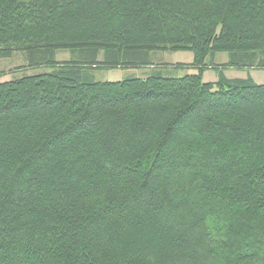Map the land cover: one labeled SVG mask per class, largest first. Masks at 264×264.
<instances>
[{
  "label": "trees",
  "instance_id": "trees-1",
  "mask_svg": "<svg viewBox=\"0 0 264 264\" xmlns=\"http://www.w3.org/2000/svg\"><path fill=\"white\" fill-rule=\"evenodd\" d=\"M16 54L46 72L0 83V264H264V85L224 73L264 71V0H0Z\"/></svg>",
  "mask_w": 264,
  "mask_h": 264
},
{
  "label": "rangeland",
  "instance_id": "rangeland-1",
  "mask_svg": "<svg viewBox=\"0 0 264 264\" xmlns=\"http://www.w3.org/2000/svg\"><path fill=\"white\" fill-rule=\"evenodd\" d=\"M72 52L70 51H59L56 54L57 62H65L72 60ZM227 53H221L215 56L214 59L210 58L207 62L214 64H225L228 60ZM153 63L156 65H176L179 63L187 64L188 62L193 61V54L191 52H177V53H168V52H158L153 54ZM26 65V60L22 54H16L9 59H0V73H5V76L0 78L1 82L10 81L13 79L21 78L24 75H36L43 72H46L45 69L29 70L21 67ZM170 67V66H169ZM150 69H113V70H103L96 71L93 74V77L98 82H119L129 78H144L146 71ZM191 70H179L174 71L172 76L182 77L186 74H191ZM225 75L229 78H247L251 76L255 83L258 85H264V71H243V70H234L228 69L224 71ZM219 75L215 70H207L203 75V81L205 83L216 82L218 81Z\"/></svg>",
  "mask_w": 264,
  "mask_h": 264
},
{
  "label": "crops",
  "instance_id": "crops-1",
  "mask_svg": "<svg viewBox=\"0 0 264 264\" xmlns=\"http://www.w3.org/2000/svg\"><path fill=\"white\" fill-rule=\"evenodd\" d=\"M189 63H191V62H188L187 64H189ZM217 65H220V64H217ZM229 78V77H228Z\"/></svg>",
  "mask_w": 264,
  "mask_h": 264
}]
</instances>
